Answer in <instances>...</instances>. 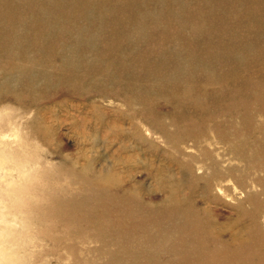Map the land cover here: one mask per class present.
I'll list each match as a JSON object with an SVG mask.
<instances>
[{"label":"rangeland","instance_id":"1","mask_svg":"<svg viewBox=\"0 0 264 264\" xmlns=\"http://www.w3.org/2000/svg\"><path fill=\"white\" fill-rule=\"evenodd\" d=\"M54 1L0 0V35L13 30L5 11L36 33L35 17L47 20L64 0ZM82 1L110 13L88 21L78 3L49 16L47 38L31 44L42 51L22 59L25 39L0 57V114L29 106V123L53 127V153L23 164L21 180L72 168L98 212L53 263L197 264L202 254L211 264L225 250L264 264V0ZM163 25L167 34L150 36ZM227 33L234 44L221 40ZM204 60L208 75L179 72Z\"/></svg>","mask_w":264,"mask_h":264},{"label":"bare ground","instance_id":"2","mask_svg":"<svg viewBox=\"0 0 264 264\" xmlns=\"http://www.w3.org/2000/svg\"><path fill=\"white\" fill-rule=\"evenodd\" d=\"M57 1L55 0L50 4L53 5ZM205 1L209 4L211 0ZM78 3H83L84 8L90 11L89 14L83 12L84 18L88 21L90 18L94 19V15H90L92 12L98 14L96 16L97 20L107 17L110 13L109 10H104V7L100 10L97 6L94 7L82 0H64L63 4L67 6L64 7L63 4L58 6L57 4L56 10L48 15L47 20L44 17H35L37 31L34 33L29 30H18L19 25L17 20L11 17L12 12L4 10L9 12L10 20L14 24L9 35H0V48L2 47L0 57L13 58V46L25 39L28 45L25 46L22 59L28 60L30 58L27 54L29 50L42 51L43 46H31V44L38 36L43 39L44 33L47 38L49 16L55 13L64 15V13L70 11L69 8H74ZM202 3L203 6H207L204 2ZM93 8L95 9L93 10ZM48 11L50 10H42L43 13ZM162 12L169 14V8L164 7V11L160 10L152 14L153 24L161 20L160 14ZM220 20L224 21L223 18H220ZM139 21L138 19H132L130 23L124 17L121 19V22L126 25L135 24ZM254 21H249L247 25L252 24ZM72 25L76 27L74 32L82 33L85 30L83 25L78 22H73ZM155 26L152 25V27ZM160 27L161 29L158 32L152 31L153 33L150 36L152 34L153 36L167 34V26ZM126 37L128 39V33H126ZM228 39L231 45L235 43L234 36L231 33H227V36H223L221 40L224 43ZM82 41H85L88 46L90 39ZM224 48L226 52L229 51L227 45ZM207 49L210 48L207 47ZM172 51L174 52V50ZM17 57H21V55L18 56L17 54ZM202 58L205 59L203 55L200 59ZM179 67L181 69L179 70L180 73H190L193 70H201L206 75L210 73L209 65L205 63V60L193 62L190 65L179 64ZM177 77H180V75H174L169 80L173 81ZM28 107L25 106V108ZM1 108L0 110H2ZM25 108L14 111L11 116L3 114L4 112L0 114V264H54V261L59 262L61 260L63 252L74 251L73 241H77L76 238H79L78 241L82 242L83 238L81 237L87 228V224L88 227L90 224L94 225V228L96 227L98 212L86 208V191L91 189L81 186L80 174L75 175L72 168L60 167V172L48 171L41 173L38 177L35 174L33 175V169H31L24 173L23 178H34L35 182L27 180L24 183L23 179L21 180L20 171L23 164L29 160L38 162L43 157L50 156L53 153L48 140L49 133L53 128L51 122L45 119L41 126L35 125L34 121L29 123L27 119L30 109ZM40 147L42 150L45 149L44 152H40ZM45 165L43 164V167ZM35 167L33 168L35 169ZM7 172L10 173V176L7 175ZM67 176H71L73 179L69 178L68 183H62L61 179ZM19 178L20 180L17 182ZM28 181H31L33 186L28 185ZM72 182L79 184L76 190L70 187ZM92 190H95V188L93 187ZM37 249L40 250L37 251ZM27 251H29V254ZM210 256L207 262L211 264L215 262L226 264L244 262L243 257L231 255L230 251L225 250L218 251ZM238 260L240 261L238 262ZM193 261H196L197 264H208L202 254L196 256Z\"/></svg>","mask_w":264,"mask_h":264}]
</instances>
